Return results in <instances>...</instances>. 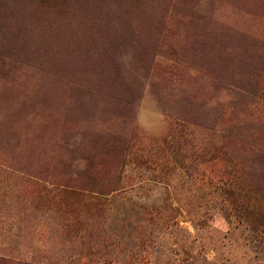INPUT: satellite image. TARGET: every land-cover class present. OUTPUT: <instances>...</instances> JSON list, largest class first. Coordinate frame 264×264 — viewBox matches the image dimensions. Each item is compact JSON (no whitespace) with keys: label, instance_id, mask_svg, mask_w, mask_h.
I'll return each mask as SVG.
<instances>
[{"label":"rangeland","instance_id":"obj_1","mask_svg":"<svg viewBox=\"0 0 264 264\" xmlns=\"http://www.w3.org/2000/svg\"><path fill=\"white\" fill-rule=\"evenodd\" d=\"M5 264H264V0H0Z\"/></svg>","mask_w":264,"mask_h":264},{"label":"trees","instance_id":"obj_2","mask_svg":"<svg viewBox=\"0 0 264 264\" xmlns=\"http://www.w3.org/2000/svg\"><path fill=\"white\" fill-rule=\"evenodd\" d=\"M0 264H5V262L2 259H0Z\"/></svg>","mask_w":264,"mask_h":264}]
</instances>
